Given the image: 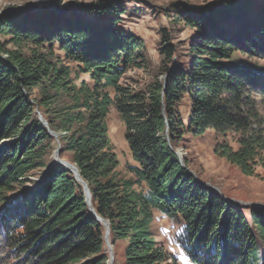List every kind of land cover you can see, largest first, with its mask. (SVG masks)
<instances>
[{
  "label": "trees",
  "instance_id": "trees-1",
  "mask_svg": "<svg viewBox=\"0 0 264 264\" xmlns=\"http://www.w3.org/2000/svg\"><path fill=\"white\" fill-rule=\"evenodd\" d=\"M254 1L178 9L174 23L192 31L194 57L182 65L162 29L163 77L143 89L119 84L143 46L116 27L121 0L0 17L9 38L0 43V264H108L105 228L81 185L49 159L58 143L109 223L111 246L125 243L124 264H264V208L247 219L178 156L186 136L212 131L217 157L245 176L264 170V71L235 60L264 55V0L256 12ZM64 60L92 86L76 84ZM112 108L135 163L125 175L108 134Z\"/></svg>",
  "mask_w": 264,
  "mask_h": 264
},
{
  "label": "rangeland",
  "instance_id": "rangeland-1",
  "mask_svg": "<svg viewBox=\"0 0 264 264\" xmlns=\"http://www.w3.org/2000/svg\"><path fill=\"white\" fill-rule=\"evenodd\" d=\"M98 1L101 0H0V17L12 13H37L42 9H50L60 14V9L66 11L70 6L89 5ZM42 2H46V4L39 5ZM121 2L123 4V14L118 17L119 20L116 23V27L139 39L143 46L138 52L139 54H137L141 55V58L135 59L134 64L130 65L120 79L119 84L130 89H143L155 76H158L159 79L163 77L160 75L162 63L159 55L162 29L170 31L172 41L178 46L177 58L182 65H186L189 68L190 60L194 57V54L189 52V45L193 39L192 31L181 24L174 23L178 9L203 8L210 4H218L221 0H121ZM262 3V0L254 1L253 8L255 12L258 4L261 5ZM8 39L0 36V43H5ZM8 47H11V45L8 44ZM56 53V56L63 59L60 52ZM235 60L253 69L264 71V55L254 57L235 56ZM64 64L69 67L72 79L78 77L76 84L84 81L92 86V82L81 71L78 64L67 62L66 60H64ZM137 65L140 66L138 67ZM255 98L258 102L260 101L258 94L255 95ZM259 110L264 112L263 105L260 103ZM180 111L184 117L188 116L189 103L187 101H183ZM107 123L109 139L120 162L119 170L122 175H125L126 167L128 165L134 166L135 163L124 138L125 127L114 108L108 114ZM184 140L178 147V153L181 158L187 159L190 164V172L197 177V180L204 185H209L214 192L230 201L238 209H242L247 219L250 218V208H264L263 169L257 168L255 176H245L235 166L217 157L214 154V148L219 140L212 131L207 132L200 138L186 136ZM58 145L59 143L55 150ZM233 147H236V145ZM55 150H53L49 159L54 158ZM62 159L69 161V156L63 153ZM39 177L40 175L30 178L29 184L25 187H32L33 183L39 180ZM163 223L164 221L161 222V224ZM161 224L158 223L157 227ZM172 231L175 234L176 229ZM164 242L167 245L174 244V235L172 240H164ZM124 248L125 243L123 242H117L112 247L113 264H124ZM169 250L178 257H182L178 248L170 246ZM182 262L189 264L187 261L184 262V260Z\"/></svg>",
  "mask_w": 264,
  "mask_h": 264
},
{
  "label": "water",
  "instance_id": "water-1",
  "mask_svg": "<svg viewBox=\"0 0 264 264\" xmlns=\"http://www.w3.org/2000/svg\"><path fill=\"white\" fill-rule=\"evenodd\" d=\"M39 121L42 123L43 126H45L46 128L48 127L47 122H45L40 115H39ZM47 131L51 136H53L55 139H57L58 135L56 133L49 130L48 128H47ZM60 150H61V147H60V145H58V147L54 151L53 160L55 163L59 164L65 170L71 172L73 174L74 179L81 185L82 190H83L85 203L88 206V209H89L91 216L93 218H95L97 221H99L105 228L104 242H105L106 250H107L108 255H109L108 264H113V250H112L111 244L109 242V223L107 221L103 220L102 218H100L99 216H97V214L95 213V210L91 206V195H90L87 184L81 179L77 168L73 164H71L68 161H65V160L60 158V155H59ZM178 156L181 159V155L179 153H178ZM181 162H182V160H181Z\"/></svg>",
  "mask_w": 264,
  "mask_h": 264
},
{
  "label": "built area",
  "instance_id": "built-area-1",
  "mask_svg": "<svg viewBox=\"0 0 264 264\" xmlns=\"http://www.w3.org/2000/svg\"><path fill=\"white\" fill-rule=\"evenodd\" d=\"M45 4H46V2H45V3H43V2H42V3H41V4H39V5H45Z\"/></svg>",
  "mask_w": 264,
  "mask_h": 264
}]
</instances>
